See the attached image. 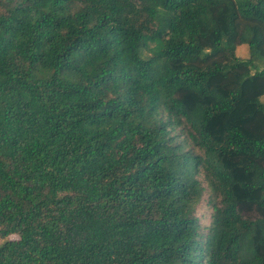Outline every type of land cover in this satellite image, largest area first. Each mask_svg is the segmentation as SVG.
I'll list each match as a JSON object with an SVG mask.
<instances>
[{"label": "trees", "instance_id": "1", "mask_svg": "<svg viewBox=\"0 0 264 264\" xmlns=\"http://www.w3.org/2000/svg\"><path fill=\"white\" fill-rule=\"evenodd\" d=\"M263 99L264 0H0V264H264Z\"/></svg>", "mask_w": 264, "mask_h": 264}, {"label": "rangeland", "instance_id": "2", "mask_svg": "<svg viewBox=\"0 0 264 264\" xmlns=\"http://www.w3.org/2000/svg\"><path fill=\"white\" fill-rule=\"evenodd\" d=\"M246 53V46L240 45L237 48V54L239 56H243ZM264 100V99H263ZM207 193H204L198 207L196 210V215L200 218L201 221L206 222L208 220L209 214H210V208L207 205ZM10 238H16L15 235H10ZM3 239L0 237V243Z\"/></svg>", "mask_w": 264, "mask_h": 264}]
</instances>
